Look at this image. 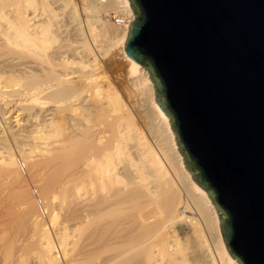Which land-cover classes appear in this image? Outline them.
Instances as JSON below:
<instances>
[{
  "label": "bare ground",
  "instance_id": "obj_1",
  "mask_svg": "<svg viewBox=\"0 0 264 264\" xmlns=\"http://www.w3.org/2000/svg\"><path fill=\"white\" fill-rule=\"evenodd\" d=\"M109 13L127 26L100 19ZM132 20L127 0H0V195L30 215L24 247L36 242L41 264H238L207 195L184 169L147 71L124 52ZM114 49L126 64L117 86L124 99L111 80L100 81L99 61ZM10 104L18 109L10 122L20 134L7 135L16 152L3 131ZM20 159L47 205L55 186L66 203L56 241ZM53 211L52 223L60 217ZM102 247L110 255L99 259Z\"/></svg>",
  "mask_w": 264,
  "mask_h": 264
},
{
  "label": "water",
  "instance_id": "obj_2",
  "mask_svg": "<svg viewBox=\"0 0 264 264\" xmlns=\"http://www.w3.org/2000/svg\"><path fill=\"white\" fill-rule=\"evenodd\" d=\"M144 68L183 166L232 260L264 264V0H127Z\"/></svg>",
  "mask_w": 264,
  "mask_h": 264
},
{
  "label": "rangeland",
  "instance_id": "obj_3",
  "mask_svg": "<svg viewBox=\"0 0 264 264\" xmlns=\"http://www.w3.org/2000/svg\"><path fill=\"white\" fill-rule=\"evenodd\" d=\"M113 13H109L107 16H101L100 17V19H103V18H106L107 19V17L108 16H110V15H112ZM118 16H120V15H118ZM82 19H86V16H84V15H82ZM110 24H113L110 20L108 21ZM57 42H56V44H54L53 46L55 47V45L57 46ZM117 49V48H116ZM116 49H114L113 50V53L111 54V53H109L111 56H109V54L108 55H106L104 58L102 57V60L100 59V61H99V65H100V67H101V70H100V72L101 73H99L100 75V77H101V79H100V81L103 83V81L104 80H106L107 81V83L109 82L115 89H116V91H118V93L120 94H122L123 92H120V91H122V87H123V85H124V81L126 80V77L124 76L125 75V73H126V64H125V61H124V59L122 58V56H121V54H120V52L118 51V50H116ZM117 75V76H116ZM119 75V76H118ZM111 76H113L112 78H111ZM122 76V77H121ZM124 76V77H123ZM109 79V80H107V79ZM121 78H123L122 80H121ZM12 79H13V77H12ZM10 80H11V78H10ZM103 80V81H102ZM8 81V80H7ZM13 81H14V79H13ZM15 81H17V79H15ZM121 81V82H120ZM10 82H12V81H10ZM121 84H120V83ZM122 82H123V85H122ZM8 83H9V81H8ZM13 83V82H12ZM12 83H10V84H12ZM106 83V84H107ZM113 83V84H112ZM119 84V85H118ZM104 85H105V83H104ZM120 88H118V87ZM120 91H119V90ZM120 94V96L124 99V94H122L121 95ZM12 104H10V106H11ZM3 106L2 105H0V108H2ZM12 107L13 106H11L10 107V110H13V112H10V114H7V117L5 116V119L6 120H3L4 122H6V124L4 123V122H2L3 123V125H6V126H4V129H3V131H4V136H6L7 137V144L8 145H10L12 142L11 141H9V140H11V139H9L10 138V134H8V133H11L12 131V133H14V134H16V135H19V134H17L16 132H19V131H16L15 130V127H14V122H10V120L12 121L13 120V116L15 115V113H17L18 111V109H15V107H13V109H12ZM49 109H53V107H49L48 108V110ZM1 110V109H0ZM45 114V113H44ZM11 117V118H9V117ZM8 119V120H7ZM23 119V118H22ZM13 125V126H12ZM10 129H11V131H10ZM14 129V130H13ZM6 131H7V133H6ZM10 131V132H9ZM14 131H16V132H14ZM6 133V134H5ZM25 134H26V132H25ZM9 136V138H8V136ZM25 136V135H24ZM5 137V138H6ZM19 137H21V136H19ZM18 136H17V138H19ZM11 145H12V147H11ZM9 147H10V149H11V151L12 152H16V148H14L15 146H13V145H15L14 144V142L11 144ZM21 160V159H20ZM23 163H24V165H26L25 167H26V173H22L23 174V177L26 179V185H28L27 187H28V192L30 193L29 195H31V197H32V194H31V187H34V188H37V186H36V184H35V182H34V180H32V178H29L30 177V175L28 174V172H29V170H28V164L27 163H25L24 161H23ZM18 165H19V161H18ZM20 169V168H19ZM27 174V175H26ZM25 175V176H24ZM30 181H33V182H30ZM55 188L57 189V191H55ZM37 190H38V188H37ZM53 190L55 191L54 193H53ZM59 188H57L56 186L52 189V199H50V204H51V206L50 205H47V200L45 201L43 198H42V196H40L41 197V199H42V201H43V203H44V207H45V209L47 208V210H46V212H47V219L45 218L43 221L46 223V225L48 226V228H50L49 229V232H50V234H51V237L52 238H54L55 237V239H53L54 241H56V235H54V231H55V229L58 227V226H56L57 225V223L60 225V223H61V225L65 222V221H63L64 219H65V212H64V215H63V211H65V209H66V207L64 208V206L66 205V203L65 202H63V199L62 198H59V197H61L60 196V194L61 193H59ZM39 192V191H38ZM58 192V193H57ZM1 196V198H0V201H1V207H0V264H41V262H42V260H40V257H39V254H38V251L36 252V250H37V247H36V242L35 243H32V245L30 244V248L29 247H27V248H25L24 246H25V243H27V241H29V239L31 238V226H30V223H29V220L28 219H30V215H28L27 216V214H26V216H24L25 214H24V212L26 213V211L24 210L23 211V207L21 206V204L19 203V202H17L18 200H16V198H13V199H11V196L12 195H8L6 192H3L2 193V195H0ZM8 196V197H7ZM12 201L13 200V202H11V205H8V202H9V199ZM31 199V198H30ZM34 199H32V201H33ZM61 200V201H60ZM15 201V202H14ZM10 202H9V204H10ZM15 203H16V205H15ZM34 204H35V208H37L36 207V202H35V200H34V202H33ZM65 203V204H64ZM19 204H20V206L22 207V208H20L19 207ZM61 204V205H60ZM14 205H15V210H14ZM47 205V206H46ZM63 206V208L62 207H60V206ZM12 206H13V208H12ZM17 206H18V208H17ZM48 206H50V207H52L51 209H50V211L48 212V210H49V208H48ZM10 207H11V209H10ZM53 207H55V208H53ZM21 209V211L23 212V215H22V213L21 214H16V212L15 211H17L18 209ZM20 209H19V211H20ZM55 209V211H53ZM60 209V210H59ZM64 209V210H63ZM51 210L53 211V214H55V215H58V216H60V217H57L58 218V220H59V222H57L58 220H57V218H55L56 220H54L53 221V223L52 222H50V220H49V215L51 214ZM63 210V211H62ZM4 211V212H3ZM59 211H61L60 212V214H59ZM57 212V213H56ZM20 213V212H19ZM62 213V214H61ZM2 215V216H1ZM21 215L22 216H24L23 218H22V220L21 219H18V217L20 216L21 217ZM62 215V216H61ZM64 216V217H63ZM19 217V218H20ZM25 218H28V219H25ZM3 219V220H2ZM62 219V220H61ZM26 220H28L27 222H26ZM4 221V222H3ZM5 223V224H4ZM51 224V225H50ZM56 224V225H55ZM6 225V226H5ZM50 225V226H49ZM55 226V227H54ZM4 227V228H3ZM15 227V228H14ZM53 227H54V229H53ZM19 229V231H18V229ZM22 228V229H21ZM24 229V231H26L27 233L25 234V235H23L24 233V231H22ZM54 231H53V230ZM5 230V231H4ZM15 230V231H14ZM16 230H17V232H16ZM3 231V232H2ZM7 231V232H6ZM21 231V232H20ZM17 234V235H16ZM20 235V236H19ZM29 235V236H28ZM4 236H5V238H4ZM15 236H17V237H15ZM23 236H28V238L27 239H25V237H23ZM7 237H9V239L7 238ZM15 237V238H14ZM23 237V238H22ZM30 237V238H29ZM3 238V239H2ZM6 238H7V241H6ZM20 238V239H19ZM3 240H5L4 242H3ZM19 240V241H18ZM23 240V241H22ZM26 242H25V241ZM15 243V244H14ZM18 243H19V245H18ZM8 246H6V245ZM12 244V245H11ZM11 245V246H10ZM16 245V246H15ZM22 245H23V247H22ZM26 246H28V245H26ZM3 247V248H2ZM12 247V248H11ZM16 248V250H15V248ZM17 247H19V249L17 248ZM21 247V248H20ZM36 249H35V248ZM24 248V250H22ZM29 248V249H28ZM8 249V250H7ZM28 249V250H27ZM12 251V252H11ZM31 251V252H30ZM33 251V252H32ZM5 252V253H4ZM10 252V253H9ZM28 252V253H27ZM36 252V253H35ZM3 254V255H2ZM57 254V256H60L61 254L59 253V252H57L56 253ZM110 254L108 253V249L105 251V249L102 247L101 248V252H100V255L98 256L99 257V259H103V258H106V257H108ZM6 256H7V258H6ZM17 256V257H16ZM37 257V258H36ZM30 258V259H29ZM60 259V258H59ZM11 260V261H10ZM40 260V261H39ZM28 261V262H27ZM31 261V262H30ZM30 262V263H29ZM66 264L64 261L62 262V264ZM74 262H72V264H73ZM44 264V263H43Z\"/></svg>",
  "mask_w": 264,
  "mask_h": 264
},
{
  "label": "built area",
  "instance_id": "obj_4",
  "mask_svg": "<svg viewBox=\"0 0 264 264\" xmlns=\"http://www.w3.org/2000/svg\"><path fill=\"white\" fill-rule=\"evenodd\" d=\"M108 19L115 25L117 26H121V27H124V26H127L128 24V19L124 16H118V15H110L108 16ZM19 168H20V171L24 174L26 173V167L23 163L22 160H20L19 162ZM31 194H32V197L33 199L35 200L36 202V206H37V210L39 212V215L45 219L47 217V212H46V209L44 207V203L42 201V199L40 198L39 196V193L37 191L36 188L34 187H31Z\"/></svg>",
  "mask_w": 264,
  "mask_h": 264
}]
</instances>
